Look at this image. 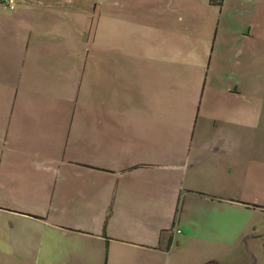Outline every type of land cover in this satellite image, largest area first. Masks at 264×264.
<instances>
[{"label": "crops", "instance_id": "0c3cea01", "mask_svg": "<svg viewBox=\"0 0 264 264\" xmlns=\"http://www.w3.org/2000/svg\"><path fill=\"white\" fill-rule=\"evenodd\" d=\"M1 1L0 264H116L120 258L137 264L141 257L158 264L171 253L180 229L177 221L171 230L149 226V207L161 187L171 188V203L182 189L191 131L178 107L186 89L193 98L202 63L182 61L175 51L143 53L138 64L134 51L116 49L129 65L94 67L101 99L88 105L78 100L79 89L68 101L55 99V83L57 89L65 86L55 74H64L61 67L71 56L76 60L86 51L84 25L70 31L59 22L64 17L53 19L54 9L61 7L72 19L71 0H15L13 8ZM183 1L202 11L217 10L209 0ZM155 10L163 14L165 9ZM236 36L238 46L250 37ZM240 47L234 55L211 59L210 66L223 73L246 72L247 55ZM81 68L86 70L80 66L75 73ZM112 83L121 86L120 94L118 88L112 94ZM238 86L243 89L239 82L227 92L241 93ZM131 87L137 90L134 100L149 106L146 113H134ZM243 102L252 110L242 104L234 113L245 133L248 116L262 100L253 96ZM60 161L66 168L102 173L114 187L101 189L88 180L80 185L44 173V167L53 169ZM21 168L25 177L5 179L7 171ZM145 172L157 177H144ZM163 177L162 183L157 180Z\"/></svg>", "mask_w": 264, "mask_h": 264}, {"label": "rangeland", "instance_id": "374dc122", "mask_svg": "<svg viewBox=\"0 0 264 264\" xmlns=\"http://www.w3.org/2000/svg\"><path fill=\"white\" fill-rule=\"evenodd\" d=\"M160 5L165 9L163 14L155 10ZM69 6L72 19L65 17L63 7L54 9L53 19L64 17L59 22L70 31L84 25L86 51L76 60L71 56L68 65L61 67L64 74H55V80H65L62 89L55 83V99L68 101L76 96L77 89L78 100L88 105L101 99L94 67L129 65L120 52H114L116 49L134 51L138 64L143 53L175 51L182 61L202 63L193 98L186 89L178 107L191 131L182 189L171 203V188L161 187L149 207V226L171 230L177 221L182 232L175 233L171 253L159 257L158 264H264V0H222L220 7L214 5L216 12L202 11L183 0H71ZM241 32L250 36L240 41L247 55V71L223 73L210 66L211 59L219 61L225 52L237 53L241 45L235 40ZM80 66L86 70L75 73ZM239 82L243 89L238 86L237 90L241 93L229 94L227 89ZM110 87L112 94L116 88L120 94L121 86L112 83ZM131 88L134 113H146L149 106L144 99L135 101L137 90ZM253 96L262 102L248 116L244 133L234 111L242 104L252 110L243 99ZM26 162L24 159L18 165ZM53 166L48 170L44 167V173L75 179L80 185L88 180L101 189L114 187L106 183L108 177L102 173L66 168L65 161ZM131 176L139 178L137 174ZM4 177L20 179L25 177V170H9ZM144 177L157 176L145 172ZM157 180L162 183L165 178ZM48 203L45 201V207ZM115 262L134 264L124 258ZM137 264L148 263L141 257Z\"/></svg>", "mask_w": 264, "mask_h": 264}, {"label": "trees", "instance_id": "16d2710c", "mask_svg": "<svg viewBox=\"0 0 264 264\" xmlns=\"http://www.w3.org/2000/svg\"><path fill=\"white\" fill-rule=\"evenodd\" d=\"M209 3L212 4V5H216V6H219L220 7L222 5V0H209ZM174 224H175V221L172 224V227L171 228L174 227ZM171 243H172V239L169 238L168 241H167V245H166V248L167 249L170 247Z\"/></svg>", "mask_w": 264, "mask_h": 264}, {"label": "built area", "instance_id": "2783aa9c", "mask_svg": "<svg viewBox=\"0 0 264 264\" xmlns=\"http://www.w3.org/2000/svg\"><path fill=\"white\" fill-rule=\"evenodd\" d=\"M1 2H2V4H4L6 7H8V8H13V7H14L15 0H2ZM177 232H179V230H177Z\"/></svg>", "mask_w": 264, "mask_h": 264}]
</instances>
